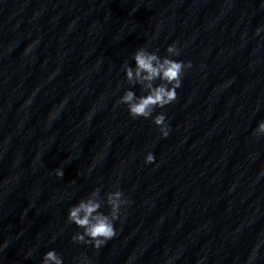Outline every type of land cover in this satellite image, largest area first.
Segmentation results:
<instances>
[{
  "label": "clouds",
  "instance_id": "clouds-1",
  "mask_svg": "<svg viewBox=\"0 0 264 264\" xmlns=\"http://www.w3.org/2000/svg\"><path fill=\"white\" fill-rule=\"evenodd\" d=\"M260 32L261 29H256L255 35H260ZM165 51L166 55L160 56L157 51H149L146 46H142L132 53L134 66L125 62L124 76L129 85L139 86L142 94L138 96L133 90L127 89L117 100V104L127 106L132 119L152 117L153 123L158 126L163 137H167L171 130L166 123L167 117L164 112L154 117L153 113L157 108L163 109L177 99V89L182 86V77L186 70L192 67L191 61L173 59L180 55L175 42ZM253 136L264 137V120L257 124ZM154 161V155L149 152L145 157V163L151 164ZM54 174L62 179L64 170L54 169ZM129 203L130 201L119 188L105 193L104 196H101V187L94 188L68 210L67 221L83 230L73 234L72 242L91 245L96 250L101 249L107 241L116 236L115 222L121 219V209ZM105 206L109 209L107 214L101 210ZM255 251L254 248L253 252ZM41 264H64V261L53 249L44 254ZM79 264H91V261L84 256L79 260ZM197 264H200V261H197Z\"/></svg>",
  "mask_w": 264,
  "mask_h": 264
}]
</instances>
